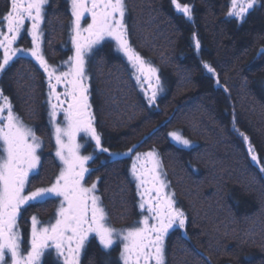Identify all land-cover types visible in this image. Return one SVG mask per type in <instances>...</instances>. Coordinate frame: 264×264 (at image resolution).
Listing matches in <instances>:
<instances>
[{
	"label": "trees",
	"instance_id": "obj_1",
	"mask_svg": "<svg viewBox=\"0 0 264 264\" xmlns=\"http://www.w3.org/2000/svg\"><path fill=\"white\" fill-rule=\"evenodd\" d=\"M181 2L193 6L194 23L177 14L170 0H128L130 42L158 68L164 87L151 108L131 78V69L121 70V62L127 61L112 44L106 42L97 50L90 67V103L102 144L112 153L131 148V155L111 157L94 151L88 138L81 137L80 142L85 153L95 157L89 164L94 177L100 178L99 195L109 224L117 228L136 213L130 161L137 152L156 149L169 189L187 216V239L180 230L167 238L166 264H264V174L233 131L235 118L264 162V53L260 52L264 7L258 5L238 23L226 15L231 0ZM7 8V0H0V13ZM47 12L43 47L54 56L70 42V13L66 0H50ZM193 32L201 43L198 54ZM66 58L63 54L61 60ZM201 60L216 68L229 92L216 86ZM61 65L60 61L55 66ZM34 68L38 69L27 58L14 59L0 74V89L23 122L42 138L41 169L31 179L32 188L46 186L59 166L43 72L37 75ZM172 131L193 146L173 144L168 135ZM93 261L104 264L105 257Z\"/></svg>",
	"mask_w": 264,
	"mask_h": 264
},
{
	"label": "snow or ice",
	"instance_id": "obj_2",
	"mask_svg": "<svg viewBox=\"0 0 264 264\" xmlns=\"http://www.w3.org/2000/svg\"><path fill=\"white\" fill-rule=\"evenodd\" d=\"M7 2V10L0 13V74L6 73L14 59L26 57H31L38 65V69H33L37 75L42 70L48 88L46 102L56 143L55 156L61 166L50 186L31 188L32 177L39 175L42 138L23 122L10 97L0 89V264H43L42 258L52 251L56 264H83V257L93 241L106 257L104 264H112L107 257L118 242L119 264H166L167 238L180 230L187 239L184 231L187 216L177 206L175 193L168 190L167 174L156 149L137 152L132 157L129 174L135 181L141 218L126 229L117 230L109 224V214L98 194L100 178L87 184L92 172L88 163L94 156L82 155L83 145L77 142V136L82 133L94 142V151L108 153L111 157H128L133 152L131 148L125 153L110 152L103 146L95 124L90 103V67L104 43L111 41L113 50L127 61L126 65L121 62L120 68L125 73L131 69V78L149 108L164 91L158 68L142 57L130 42L128 0H66L71 14L72 54L59 67L50 64L42 51L43 25L48 22L50 0ZM170 2L177 14L194 23L192 5L181 0ZM258 5L264 7V2L231 0L227 18L242 23ZM25 31L31 37V48L16 46ZM193 41L198 54L201 43L196 32H193ZM260 52L264 53V49ZM201 66L210 74L209 78H215L217 87L230 91L226 85H221L215 67L203 60ZM61 113L63 123L58 121ZM233 131L242 138L248 157L264 174V162L258 158L249 136L237 127L235 118ZM168 135L185 149L193 146L178 131ZM54 198L58 200L54 222L41 225L33 215L25 250L19 219L29 207Z\"/></svg>",
	"mask_w": 264,
	"mask_h": 264
},
{
	"label": "flooded vegetation",
	"instance_id": "obj_3",
	"mask_svg": "<svg viewBox=\"0 0 264 264\" xmlns=\"http://www.w3.org/2000/svg\"><path fill=\"white\" fill-rule=\"evenodd\" d=\"M70 16H71V14L69 15V17ZM82 23H84V22H82ZM85 26H86V24H85ZM5 31H6V29H5ZM43 39H44V37H43ZM25 42H28V45L27 46H23V44ZM108 43L111 44L110 41H108ZM16 46L23 47V48H29V46H30V38L27 35V32L26 31L22 33V36H21V38L18 39ZM71 49H72V45H71V41H70L68 43V47L66 49L65 48L63 49L62 48L61 50L58 51V54L57 55L48 56L46 54V50L43 47V43H42V51H43V53L45 55V58L47 59V61L50 64H52L54 66L57 63H59L60 61H61V64H62L63 61L67 60L68 59V56H70L71 53H72L71 52ZM63 54H65L67 56V58L64 59V60L63 59L61 60ZM26 58L28 60H30L31 63L38 68V65L35 64V61H32L31 60V57H26ZM46 87H45V89H46ZM88 166L90 167V164L89 163H88ZM129 166H131V163L129 164ZM90 168L92 169V167H90ZM40 169H41V166H39L38 172L40 171ZM58 170H59V166H58ZM58 170H57V172H58ZM54 176L56 177V175H54ZM55 177L48 184H46V186H38V187H47V186H50V183H52L54 181ZM96 180L97 179L94 177L93 169H92V172L90 173L89 178L87 180V184L89 185L90 184V181L94 182ZM97 188H98V194H99V185L98 184H97ZM32 189H34V188H32ZM134 194H135V191H134ZM137 202H136V205H137ZM57 205H58V200H56L54 198L53 201H48V202H46L44 204H39V205L37 204V205H34L32 207H29L27 209V211H25L23 213V216H22V218L19 219L18 223L20 225V230H21V232L23 234V248L25 250L28 248V243H27L28 241H27V239L29 237V233H30V230H31V223H32L31 222V217L33 215H35L38 218V220L41 222V225H46L50 221L51 222H54ZM133 216L134 217L132 219H129L128 222H126L123 225V227H129L134 222H137L141 218L140 217V211H139V208L138 207H136V213L133 214ZM111 226L114 227V228H116V229H120V227L117 228V227H115L113 225H111ZM119 251H120V243L118 242L117 245H114V250L111 252V256L110 257H107V259L111 260L112 264H119V260H118ZM25 254H26V252H25ZM104 257H105V255L99 250L98 244L95 241H93L92 244L88 248L87 255H85L83 257V264H90V263L93 264V263H95V261H93V259L94 260H96V259H98V260L100 259L101 260ZM105 259H106V257H105ZM42 260H43V264H56V259H55V253H54V251H52L51 254L46 253L45 256L42 258Z\"/></svg>",
	"mask_w": 264,
	"mask_h": 264
},
{
	"label": "rangeland",
	"instance_id": "obj_4",
	"mask_svg": "<svg viewBox=\"0 0 264 264\" xmlns=\"http://www.w3.org/2000/svg\"><path fill=\"white\" fill-rule=\"evenodd\" d=\"M30 38V46H29V48H31V37H29ZM111 42V41H110ZM111 44H112V42H111ZM1 55L0 56H2V52L0 53ZM72 54V53H71ZM66 61V60H65ZM42 75L44 76V74L42 73ZM44 80H45V78H44ZM45 87L47 86V83H46V81H45ZM46 98H48L47 97V92H48V88L46 87ZM59 91H62L63 89L62 88H59L58 89ZM47 101V100H46ZM47 111H48V105H47ZM58 121H60L61 123H63V114L61 113V114H59L58 115ZM48 122H49V117H48ZM28 126V125H27ZM51 126V125H50ZM51 133H52V139H53V144H54V150H53V154H54V156H55V150H56V143H55V138H54V135H53V129L51 128ZM81 137H83L85 140H87V138H85L84 137V135L81 133L80 135H78L77 136V142L78 143H81L82 144V142H80V138ZM169 139L172 141V139H171V137L169 136ZM173 142V144L175 143L174 141H172ZM176 144V143H175ZM83 145V144H82ZM177 145V144H176ZM178 146H180V145H178ZM245 146V145H244ZM180 147H183V146H180ZM184 148V147H183ZM247 148V147H246ZM40 151V150H39ZM147 151H149V150H147ZM147 151H142V152H147ZM81 154L82 155H87V153H85V151H84V146L81 148ZM88 154H90V153H88ZM135 156V155H134ZM133 156V157H134ZM56 157V156H55ZM56 160H57V162H58V165H59V168H60V162H59V160L56 158ZM89 162H91V161H89ZM130 162H132V159H131V161ZM129 169H130V167H129ZM58 173H59V170H58V172L56 173V176L58 175ZM131 177V176H130ZM54 181H55V179H54ZM53 181V182H54ZM131 181L134 183V191H135V194H136V187H135V181L133 180V178L131 177ZM92 183V181H90V184ZM89 184V185H90ZM169 191H170V189H168ZM137 197V196H136ZM138 199H139V197H137V201H138ZM127 227H123V228H120V229H126ZM120 229H117V230H120ZM29 235H30V233H29ZM29 238V237H28ZM27 241H28V239H27Z\"/></svg>",
	"mask_w": 264,
	"mask_h": 264
}]
</instances>
